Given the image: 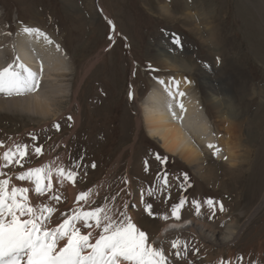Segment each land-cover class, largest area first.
<instances>
[{"label":"rangeland","instance_id":"374dc122","mask_svg":"<svg viewBox=\"0 0 264 264\" xmlns=\"http://www.w3.org/2000/svg\"><path fill=\"white\" fill-rule=\"evenodd\" d=\"M156 1L167 0H0V37L11 40L24 26L39 28L63 49L70 64V73L62 81L69 93L61 98L63 101L60 99L62 102L59 100L55 115L38 126L27 115L0 112V141L21 138V143L27 144L26 134L38 131L37 146L49 148L55 157L67 156L68 169L79 173L75 181L81 192L107 183V192L95 200L93 208L106 202L114 206L121 203L119 210L125 202L132 208L129 184L123 183L125 177L133 181L134 187L143 186L144 201L152 203L154 213L160 215L171 218L172 204L186 196L188 203L181 209V217L184 221L196 218L191 201L199 200L203 205L201 215L204 210L214 231L223 232L232 224L234 231L241 229L238 239L229 246L234 253L233 264H237L238 257L243 258L240 264H264V0H186L190 6L199 8L203 3L213 8L219 23L218 47L204 42L207 32L201 17L181 21L187 12L184 0H171L170 14L175 11L167 19L154 9ZM205 7L201 5V9ZM198 21L196 31H190ZM169 46L177 48L175 56L179 54L192 67L193 72L184 76L198 91L201 86L197 73L204 64L211 65L207 67L211 74L219 65L228 72L232 82L229 94L239 113L238 128L242 125L240 130L234 128L233 141L240 147L239 155L245 153L248 159L239 170L230 168L213 153L207 154L204 169L209 174L203 181L201 171L193 173L191 166L165 153L148 138L142 127L138 130L140 104L156 78L170 75L156 69V60L162 59L157 55L160 49L174 55L175 50ZM212 85L215 96L225 100L219 82L214 80ZM201 100L206 106L205 97ZM75 117L79 118L78 125ZM157 155L166 157V163L156 160ZM42 157L29 160L27 168L40 164ZM74 162L81 167L73 168ZM233 170L234 175L227 174ZM164 173L171 187L149 197L147 190L158 188L162 181L157 177ZM185 174L191 185H185L186 191L180 186ZM208 199L218 202L214 216L203 204ZM219 203L224 205L223 212L219 211ZM138 215V224L147 234L151 230L161 233L159 216L150 217L144 207ZM215 249L217 255L219 248ZM227 255H223L225 262Z\"/></svg>","mask_w":264,"mask_h":264},{"label":"bare ground","instance_id":"6f19581e","mask_svg":"<svg viewBox=\"0 0 264 264\" xmlns=\"http://www.w3.org/2000/svg\"><path fill=\"white\" fill-rule=\"evenodd\" d=\"M184 1L187 12L182 15L181 21H190L191 19L198 20V17H201L202 25L207 32V38L206 40L204 39V42L211 46L218 47L219 23H217L216 15L214 16L213 14V8L210 5H206L205 7V5L200 2H197L198 4L200 3V7L197 8L193 6L194 4L190 6L186 0ZM170 2L171 0H167L166 3L156 1L154 2V4H156L154 9L165 18L168 14L171 15L175 11L172 10L170 14ZM201 5L205 7V9H201ZM191 7L195 9H191ZM100 9L105 13V9L102 8V6ZM151 9L153 8L151 7ZM198 25L200 26V22L194 25V28L190 31H196L195 26ZM57 45L58 44L54 42L49 44L43 37H37L35 34L28 35L24 33L22 29H19L11 40L6 39L4 36L0 37V69L12 64L16 60V57H19L20 63H23L40 76V86L35 92L12 96L0 93V112L27 115V117L29 116L31 121L38 126L39 124L42 125L43 120L46 118L55 115L57 106L63 101L61 98L69 93L62 81L65 79V76L70 73V64H68L67 55L61 47H59L58 50L56 47ZM170 48L172 47L169 46L168 49ZM172 49L175 50L173 51V56L169 55L168 52H162L161 49L159 53H157L162 59L156 60L157 66H159L156 69L166 70L170 75L168 74L169 76L166 75L156 78L145 99L140 104V121H137L138 130L142 127L148 138L157 142L158 146L165 153L177 157L186 165L191 166L193 173L198 175V172L201 171V180L203 181L207 178L206 174L208 173H205L204 169V164L207 160L206 155H210L215 151L214 148L208 147L209 144H213L220 149L219 154L215 155L216 158L226 162L230 168L239 170L241 165H243L242 163L246 164L247 162L245 161L248 159L245 160V153H243L242 157L239 155L240 151L239 153L237 151L239 146L237 147L236 141H233L235 137L233 134L236 131L234 128L236 126L238 128L240 125L239 121H237L239 115V113H237L238 109H236L234 103H232L229 94L232 82L228 72L219 65L214 66L215 72L211 74L207 71V67L210 68L211 65L208 63L204 64L203 69H201V71L198 70L197 73V78L201 86L200 91H198L199 89L194 87L193 81L191 79H185L184 76L186 73L193 72L192 67L187 61L181 60L178 57L179 54L175 56V54H177L176 52H179L177 48ZM168 51L170 52V50ZM216 51H219V49H216ZM213 79L219 82V85L223 87L224 95L227 97L225 100H219V98L215 96V85H212ZM161 80L165 83L160 84L158 81ZM168 91L172 92L173 95L171 97L168 95ZM179 92H183L184 96H179ZM201 96H203V98L205 97L207 100L208 103L206 106L203 104ZM181 103L184 106V110H181L179 107ZM169 105H171V109ZM173 113H175V115H173ZM74 122L78 125L79 118L75 117ZM241 127L238 128V130H240ZM37 132L36 130L34 132H26L25 138L28 141L27 145H29V155L25 157V160L22 162L24 167L21 168L13 164L9 168L4 169L6 173L14 171L12 174L14 178L13 183H16L17 186H30L29 182L16 181L15 176L19 172L31 168L30 166L27 168V164L38 157L32 152V149L37 146L39 140L38 136L35 134ZM33 136L36 137L35 140H33ZM21 140L23 139L17 138L13 141H0L3 142L5 146L4 148H0V155H2L3 151L7 150L8 147L15 143H21ZM236 140L239 141V139ZM49 150V148L43 150L41 163L33 167L41 166L50 160H55L56 157L53 153L49 152ZM248 153L246 154L248 155ZM58 157L61 158L65 168L68 169L67 156L62 154ZM132 161L133 159H131V162ZM137 167L138 164L134 166V168ZM227 174L234 175V170ZM135 182L138 184L137 181ZM106 185L101 183L92 188L93 195L91 199L94 202L102 193L107 192ZM129 188L132 193V195H130L131 199H129L133 206L128 209L129 215L132 216L133 222L141 229L139 226L140 224H138V214L144 207L143 202L140 200L143 186L138 184L137 187H134L133 181L129 178ZM54 190L62 191L63 193V199L60 203L55 205L58 209V213L55 215L54 219L57 221L62 220L61 216L71 215V210L77 206L83 207L84 210H88L89 207H94V202L90 206L84 205L83 202H79V205L77 204L76 197L81 193V189L77 186L76 181L74 185L71 182L67 183L63 189H60L54 181ZM31 195L32 193H30V196ZM143 197L145 199L144 195ZM263 203L264 200L262 201V204ZM119 205L115 206V208L119 209ZM261 205L257 207L254 214L257 213ZM164 208L165 205H163L162 209ZM205 213L203 210L202 215L196 218L190 217L186 221H184L183 217H181L180 220L170 218L165 221L161 219L160 225L163 227L161 233L157 235L156 231L153 232L151 230L148 233L150 242L155 246H160L163 243V247L169 255L172 264H219V261L223 260V255L226 252L228 253L226 262L230 261L231 264H233L234 253L230 252L232 250H229V246L238 239L241 229L234 231V225L232 224L223 232L214 231L210 225L211 222H209V220L207 221L208 217ZM205 217H207V219ZM153 238L155 239L154 242H152ZM173 239L179 240L182 244H187L188 255L185 260H177L175 258V250L170 247V242ZM215 248H219L217 255L214 253V250H216Z\"/></svg>","mask_w":264,"mask_h":264},{"label":"snow or ice","instance_id":"6c2138e0","mask_svg":"<svg viewBox=\"0 0 264 264\" xmlns=\"http://www.w3.org/2000/svg\"><path fill=\"white\" fill-rule=\"evenodd\" d=\"M108 23L115 32L112 21L109 20ZM22 31L28 35L43 37L49 44L53 43L39 28L24 26ZM176 42L179 43L178 40ZM56 47L59 50L60 46ZM158 82L165 83L162 80ZM39 86L38 73L20 63L19 57H16L12 64L0 69V93L7 96L23 95L35 92ZM178 94L184 96L183 92ZM168 95L171 97L173 94L168 91ZM129 98H132L131 92ZM179 107L184 110L182 103ZM169 108L171 109V105ZM68 119L71 120L72 117ZM54 127L59 130L60 125L56 124ZM35 139L33 136V140ZM4 147L3 142H0V148ZM208 147L215 149L214 155L219 154L220 149L215 145L209 144ZM32 152L36 156L43 155V145L34 147ZM28 155L29 145L23 143H15L0 155V264H172L163 243L155 246L150 242L148 234L133 222L127 202L123 204V210L116 209L107 202L99 207H89L88 210L77 206L71 210V215L63 216L61 221L55 220L54 217L58 213L55 205L63 199V193L54 190V181L63 189L69 182L74 185L79 173L66 169L61 158L56 157L55 160L45 162L41 166L19 172L15 180L29 182L30 186H17L13 183V176L8 175L4 169L13 164L23 168L22 162ZM156 160L163 164L167 158L157 155ZM147 164L146 160V171ZM80 167L78 162L73 163V168ZM92 167L95 168L96 165L93 163ZM157 178L162 184L158 188H149L147 190L149 197L171 187L167 173L158 175ZM183 181L180 186L186 191L187 187H191L186 174ZM123 183L129 184L127 177ZM92 195V189L81 192L76 197L77 204L83 202L84 205L90 206L94 202L91 199ZM128 195H132L130 190ZM115 199V196L112 197L113 201ZM140 200L144 203V211L150 217L159 216L165 221L170 219L168 214L154 213L153 204L144 201L143 192ZM187 203L186 196H181L178 203H173L171 218L180 220L181 209ZM217 203L211 199L203 202L213 216ZM191 204L196 216H200L203 206L201 201L193 199ZM219 211H224L222 203H219ZM170 247L175 250L174 256L177 260L186 259L188 255L186 243L182 244L179 240L173 239ZM242 260V257H238L237 264ZM219 264L231 262L221 260Z\"/></svg>","mask_w":264,"mask_h":264}]
</instances>
